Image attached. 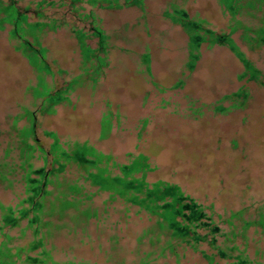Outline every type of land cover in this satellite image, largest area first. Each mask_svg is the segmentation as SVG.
Wrapping results in <instances>:
<instances>
[{"label": "rangeland", "instance_id": "obj_1", "mask_svg": "<svg viewBox=\"0 0 264 264\" xmlns=\"http://www.w3.org/2000/svg\"><path fill=\"white\" fill-rule=\"evenodd\" d=\"M11 1L26 16L16 27ZM41 1L0 0L1 263L264 264V0H229L234 10L222 0ZM100 44L96 85L82 86V46ZM53 143L91 147L85 157L106 169L102 185L87 176L96 167L65 161L41 180L48 193L29 225L32 212L17 210L28 179L52 170ZM131 162L130 178L178 187L202 241L173 236L129 200L135 192L108 187ZM8 208L19 217L12 225Z\"/></svg>", "mask_w": 264, "mask_h": 264}, {"label": "trees", "instance_id": "obj_2", "mask_svg": "<svg viewBox=\"0 0 264 264\" xmlns=\"http://www.w3.org/2000/svg\"><path fill=\"white\" fill-rule=\"evenodd\" d=\"M77 0H73L72 2H75ZM225 4L226 7L229 10H234V7H231V2L229 0H222ZM11 3L14 4L13 1ZM44 3V0H42L39 3V6ZM15 6V4H14ZM17 9V7L15 6ZM17 21H15L16 25H18L19 21H26V16L23 13H20L17 9ZM40 14V13H39ZM38 14V15H39ZM39 24V23H38ZM14 27V28H15ZM93 34L95 36H101V31L98 28H92ZM193 39V38H192ZM194 42H200V38L198 40H193ZM260 41L264 43V35L261 33L260 36ZM103 48V46L100 44V46L96 50H87L86 48L84 49L87 52H97L100 50V48ZM33 49V48H32ZM34 50V49H33ZM37 54V50H34ZM93 55V54H92ZM29 58V61L31 64L35 65L33 61H31L32 57L27 56ZM31 58V59H30ZM52 148L57 150L56 153L53 152H48L49 155L51 156V164H52V170L49 172H42L39 175V179L37 180H30L28 179V189L27 191L29 192V195L24 198L21 203H27L26 207H23L19 210H17V215L19 217H25L27 216L30 212H32V217L29 218L28 222L29 225H34L38 221V216L35 214L36 211H39L42 209L43 204L41 199H43V196L45 193H48L47 191L43 190L41 187V180L46 179L50 175H52L53 172H60L64 168V162L72 159L75 161L77 164L81 166H88V167H96L98 169L97 173H89L90 178L93 180L94 183L102 185L103 179L100 178L101 175L103 174L102 172L106 171V169L100 168L97 166L99 163V158L96 159H90L86 158L85 155L87 154L88 149L86 150L85 146H78L76 149L68 153L67 151L61 149L58 147L56 143L52 144ZM42 150V149H41ZM44 152V151H43ZM45 152V158L44 161H47V154ZM54 165V166H53ZM56 166V167H55ZM138 167L134 165L132 162L129 165H121L120 166V176H115L111 177L110 181L112 182L113 185H108L110 188H114L117 193L121 195H125L127 193L131 192H137L131 193V198L129 200L134 201L133 199H136L138 202L142 203L144 206L147 207V209L154 215L160 216L164 219L166 222V228L171 231L172 235L175 237H187L189 234L190 239L193 241V243H197L198 241H202L204 239V236H200L196 232V227L200 226L201 223L196 222L198 213L193 214V210L190 211L189 215L184 214V210L186 207H190L189 204H187L184 200L186 199L183 194L179 191L177 186H171L166 184L165 186H162L161 188L159 185L162 183L160 181H157L151 185V187H147L145 183L143 182V176L140 178H134L131 177V173L133 172V168ZM147 165L143 166L142 169L146 168ZM140 170V169H138ZM41 171V170H40ZM38 172V171H35ZM141 193L142 196L137 199V194ZM168 198V199H167ZM192 208V206H191ZM7 213L4 214L3 216V221L5 224H14L15 221H17V218L13 213V210L11 208L7 209ZM167 216V217H166ZM181 218L182 220H185L187 223L182 224L179 222L176 218ZM206 226V224H204ZM35 232H37V228H34ZM213 232V229H211ZM38 244H40V240H36L35 242L31 243L30 248H35ZM211 244L213 243V240H211ZM169 248L171 249L172 246L171 244L168 245ZM43 256L46 257V253L42 251L41 253ZM19 254H15L16 257ZM9 257H11L9 255ZM11 259V258H10ZM26 260V263H42L45 264V260L38 259V258H33L26 256L24 258ZM14 264V260H12ZM1 257H0V264H6L7 261L4 260V263H1ZM55 264V263H54ZM240 264V263H239Z\"/></svg>", "mask_w": 264, "mask_h": 264}, {"label": "crops", "instance_id": "obj_3", "mask_svg": "<svg viewBox=\"0 0 264 264\" xmlns=\"http://www.w3.org/2000/svg\"><path fill=\"white\" fill-rule=\"evenodd\" d=\"M131 2H135V3H138L139 2V0H134V1H131ZM99 47V46H98ZM98 47H96V48H98ZM87 49V50H89V49H91L88 45H83L82 46V49L84 50V49ZM91 50H94V49H91ZM93 54V55H92ZM91 54V52L89 53V56H86V57H84L83 59V63H89L88 64V66H86V68H84V71H83V74L81 75V83H82V86H85V82H88L87 83V85L89 86V81H90V83L93 85V88H94V86L96 85L95 83H96V79L98 78V76H99V72L101 71V69H100V66H101V64H103V62H104V59L102 58V57H100V56H97L96 57V59H95V56H94V52ZM96 60V62H94ZM140 60L142 61V62H148V59H147V56L146 55H143L141 58H140ZM65 93H66V91L64 90V91H62V95H64V97L66 98V95H65ZM84 93H85V90H84ZM86 93H87V95H86V102H87V104L89 103V96H90V91L89 90H87L86 91ZM112 97H114V95L112 94ZM65 98H63V99H65ZM136 98L137 97H133L132 98V100H131V102H130V105H131V107H132V109H135L136 107H137V104H138V102H137V100H136ZM60 100H62V99H58V100H55V101H52V103L50 104V107L48 108V110H46V111H44V112H50V111H53V106H54V104H56L57 102H59ZM85 100V99H84ZM109 104H114L115 105V103H117L116 101H114V100H110L109 102H108ZM101 114H102V112H101ZM95 115V114H94ZM35 116V115H34ZM101 116V115H100ZM100 116L98 117L97 115H95V117H96V120L98 119L99 121H100ZM118 118V110L117 109H110V116H109V119H110V124H112V122H114V120H118L117 119ZM34 120H35V118H34ZM80 146H85L84 144L83 145H80ZM86 147V146H85ZM88 149V151H87V154H91L90 152L92 151L93 152V149L91 148V147H86V150ZM86 154V155H87ZM85 155V156H86ZM89 158V157H88ZM90 159H95V158H90ZM98 165V164H97ZM85 167H87V168H91V167H88V166H85ZM101 168V167H100ZM103 169H105V168H103ZM89 173L90 172H88V177L90 178V176H89ZM103 173V172H102ZM102 175H104V174H102Z\"/></svg>", "mask_w": 264, "mask_h": 264}]
</instances>
